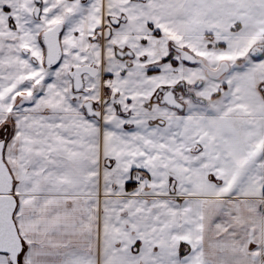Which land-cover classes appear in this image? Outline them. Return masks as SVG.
Masks as SVG:
<instances>
[{
  "label": "snow or ice",
  "instance_id": "1",
  "mask_svg": "<svg viewBox=\"0 0 264 264\" xmlns=\"http://www.w3.org/2000/svg\"><path fill=\"white\" fill-rule=\"evenodd\" d=\"M0 264H264V0H0Z\"/></svg>",
  "mask_w": 264,
  "mask_h": 264
}]
</instances>
